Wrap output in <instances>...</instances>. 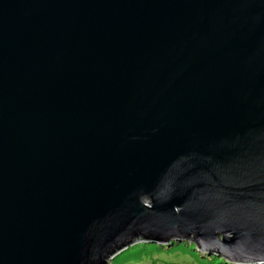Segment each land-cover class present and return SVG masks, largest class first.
Wrapping results in <instances>:
<instances>
[{
    "label": "water",
    "instance_id": "obj_1",
    "mask_svg": "<svg viewBox=\"0 0 264 264\" xmlns=\"http://www.w3.org/2000/svg\"><path fill=\"white\" fill-rule=\"evenodd\" d=\"M186 240L264 264V0H0V264Z\"/></svg>",
    "mask_w": 264,
    "mask_h": 264
},
{
    "label": "trees",
    "instance_id": "obj_2",
    "mask_svg": "<svg viewBox=\"0 0 264 264\" xmlns=\"http://www.w3.org/2000/svg\"><path fill=\"white\" fill-rule=\"evenodd\" d=\"M139 249H136V252H132L129 255L135 256L137 252H142V258L144 259L145 264H195L194 262L184 260L183 262L179 263L176 260L179 258L181 252H186V250H189V252H194L196 256H198V260H202L205 264H230L224 261L221 258H218L216 256H206L200 254L196 249L194 245L189 244L188 242H182L179 244H174L172 248L167 246H159L155 245L152 247H148V243H141L138 244ZM137 246V245H136ZM153 250H161L164 253H167L169 256V259L160 258L157 254H153ZM175 259V260H170Z\"/></svg>",
    "mask_w": 264,
    "mask_h": 264
},
{
    "label": "rangeland",
    "instance_id": "obj_3",
    "mask_svg": "<svg viewBox=\"0 0 264 264\" xmlns=\"http://www.w3.org/2000/svg\"><path fill=\"white\" fill-rule=\"evenodd\" d=\"M183 242H185V241H183ZM186 242H188L191 245H194L192 242H190L188 240H186ZM174 244H177V243H172L171 245H169L167 247L172 248V246ZM152 246H155V245L154 244H148V247H152ZM136 249H139V245L138 244H137V246L136 245L131 246L126 251H124L123 253H121L117 257H115L111 261V264H145L144 263V259L142 258V252H137L135 254V256H130L129 255L132 252H136L137 251ZM152 252L155 255L157 254L161 259L162 258H164V259L168 258L169 259V256L167 255V253H164L161 250H153ZM177 259L178 260H176V261L179 262V263L183 262L184 260H187V261L194 262L195 264H205L204 262H202V260H198V256H196L194 254V252H189V250H186V252H184V251L181 252L179 258H177ZM170 260H175V259H170Z\"/></svg>",
    "mask_w": 264,
    "mask_h": 264
}]
</instances>
